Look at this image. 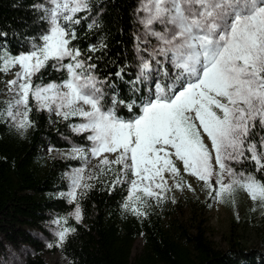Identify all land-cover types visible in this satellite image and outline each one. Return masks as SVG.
<instances>
[{
  "label": "snow or ice",
  "instance_id": "6c2138e0",
  "mask_svg": "<svg viewBox=\"0 0 264 264\" xmlns=\"http://www.w3.org/2000/svg\"><path fill=\"white\" fill-rule=\"evenodd\" d=\"M50 3L53 7L46 9L50 27L40 37L42 43H33L26 54L12 56L5 51L0 55V72L15 66L20 69L10 81L18 98L7 112L13 120L19 117L18 127L31 126L30 97L41 109L51 111L55 105L65 119L69 115L85 118L87 122L77 130L92 132L88 137L93 142L92 155L118 153L115 161L104 159L102 163L124 164L136 178L131 181L129 200L138 205L131 209L137 215H146L139 211L145 197L161 198L153 183L164 190L165 172L179 176L173 156L183 162L186 172L206 183L218 166L221 197L239 186L253 200L264 202V181L237 174L228 163L247 159L257 171L264 169V136L258 143L250 138L257 124L264 129V0H146L140 23L147 35L161 43L158 54L170 60L180 83L169 91L156 84L154 94L142 99L140 114L131 120L117 116L115 97L105 108L99 81L79 59V49L70 47L76 35L65 25L79 23L75 14L88 9L87 0ZM153 25H162V30L156 31ZM65 59L71 62L64 64ZM49 61L66 69L67 79L61 84L34 85L33 77ZM140 69L141 75L151 71L150 62L142 60ZM81 104L90 110L77 107ZM126 107L131 110L132 105ZM12 108L19 111L13 113ZM201 129L211 148L204 143ZM82 151L74 149L78 154ZM225 174L232 177L228 185L223 183ZM81 179L78 172L74 189ZM71 195L75 199V191ZM75 215L80 218L79 208ZM69 231L65 228L58 233L61 242Z\"/></svg>",
  "mask_w": 264,
  "mask_h": 264
},
{
  "label": "trees",
  "instance_id": "16d2710c",
  "mask_svg": "<svg viewBox=\"0 0 264 264\" xmlns=\"http://www.w3.org/2000/svg\"><path fill=\"white\" fill-rule=\"evenodd\" d=\"M140 2L90 0L88 9L74 17L79 23L65 25L76 35L70 47L79 49L86 69L115 95L116 114L124 120L139 115L141 101L147 97L146 86L135 87L140 69L138 52H146L137 22ZM44 3L0 0V55L5 51L12 56L26 54L33 43H42L40 37L48 30ZM67 77L66 69L49 61L32 83L61 84ZM126 105H132L131 110ZM29 107L31 126L21 129L6 119L9 106L0 101V252L6 244L28 247L32 252L25 254L21 264H47L40 254L43 243L39 234L48 236L46 224L57 218L64 229L71 230L62 247L69 264H264V250L249 249L235 226L228 248L222 250L208 238L205 221L196 226L195 233L180 224L175 236L166 229L163 215L147 205V197L139 205V211L146 215L134 213L131 209L138 205L129 200L126 185L118 182L120 166L107 169L91 182L79 202L82 222L76 221L71 216L74 204L59 194L68 191L67 174L81 166L84 157L50 159L42 150L47 145L60 150L72 144L87 148L89 135L72 132L71 128L82 121L78 116L53 125L31 97ZM241 164L247 175L264 181L254 162L244 160ZM126 204L131 207L125 208ZM262 224L257 229L264 246V219ZM141 238L143 250L133 257Z\"/></svg>",
  "mask_w": 264,
  "mask_h": 264
},
{
  "label": "rangeland",
  "instance_id": "374dc122",
  "mask_svg": "<svg viewBox=\"0 0 264 264\" xmlns=\"http://www.w3.org/2000/svg\"><path fill=\"white\" fill-rule=\"evenodd\" d=\"M88 4L90 0H87ZM146 0H141L138 12H137V22L139 28V35L145 43L146 47L143 49L146 52H138L140 65L142 60L148 61L151 64V71L145 72L141 75V69H139L137 76V89L140 86H146L147 97L154 94L156 84H159L166 91H169L171 86L178 87L179 81H176L177 70L172 66L169 59L165 56L158 54V49L161 47V43L153 36L147 35L145 27L140 20L145 16V12L141 10L143 4ZM50 0H45L42 6L45 12L46 19L48 22V29L50 27L48 16L49 13L46 9L52 8ZM84 11V10H83ZM81 12V11H80ZM79 13V12H78ZM77 14V13H76ZM75 14V15H76ZM63 22V21H62ZM162 25H153L156 31L162 30ZM157 54L153 56V53ZM81 60V58L79 57ZM64 61H69L65 59ZM63 61V62H64ZM159 61V63H157ZM161 66L167 67V71L164 72L160 68ZM86 68V67H85ZM87 70V69H86ZM20 71L18 66L13 67L6 75L0 74V101L2 103H7L8 106L12 104L18 97L13 91V87L10 85V81L16 79V73ZM167 73V75H165ZM98 80V79H97ZM99 81V80H98ZM46 86V85H45ZM98 87L103 90L104 95V106L109 107L110 98L115 97L113 93L107 91L104 85L99 81ZM66 91V89H64ZM146 97V98H147ZM116 99V98H115ZM77 107H83L84 110L88 111L90 108L86 105H77ZM47 112L53 125L64 120L63 115H58L55 105H53L52 110L43 109ZM13 113L19 111L18 108H12ZM65 111H67L65 109ZM78 116L82 119L81 122L74 125L71 130L75 134H87L92 135L91 131H78L80 125L86 123L85 118L79 115H69ZM6 119L10 123H16L17 120H13L12 117L6 116ZM122 119V118H121ZM198 124V121H197ZM201 134L204 139V143L211 148L210 141L208 140L205 133L201 129ZM260 136H264V129H260L259 125L253 129L250 136L251 139L259 142ZM91 141V140H90ZM93 142L91 141L90 146L87 148L79 147L72 144L69 149H55L50 145L43 148V154L50 159H75L79 156L84 157V162L81 166L76 167L68 172L67 180L69 181V189L65 193L59 194L66 198L68 201L74 204V210L71 216L78 222H82V213L80 207L81 195L90 186L91 182L96 179L99 175L104 173L107 169L120 166V173L118 182L126 185V191L128 196H132L131 192V181L136 179L132 173L131 169L126 167L124 164L110 163L109 165H104L102 161L108 159L110 162L117 159L118 153H105L101 156H93L91 149ZM82 149V154L74 152V149ZM246 155H248L246 153ZM175 166L179 169V176H174L170 172L164 173V181L166 187L164 190L156 189L155 183L152 184L154 191L160 193V199L156 197L148 198L147 205L149 207H154L160 214L163 215L166 229L169 230L173 235L178 233V225H186L192 232H196V226L202 221H205V226L207 227V236L214 243V245L222 250L228 248V238L231 234L233 226H235L237 233H240L243 237L245 245L249 249H262L264 250L263 244L260 242V234L258 233V226L262 227V220L264 219V202L259 200H253L249 194L239 186H236L232 194L225 193L223 197L219 195L220 177L219 168L216 167V174L213 175L211 181L206 183L199 180L197 177L190 175L184 170L183 162L172 157ZM246 161H250L247 160ZM127 163L130 164V161ZM229 166L237 173L243 172L241 162L229 161ZM264 174V169H260ZM80 173L82 179L79 187L73 188V178L77 173ZM223 183L228 185L232 182V177L225 174L223 176ZM147 181L143 184L147 185ZM211 184V189L209 187ZM179 185V187L177 186ZM75 191V199H73L71 193ZM138 195H142L138 193ZM80 209V218H76V209ZM46 228L49 231L48 236H43L39 234V239L43 243V251L40 253L47 264H69L67 256L63 253L62 247L69 236V232L66 234L64 241L59 240L58 233L64 230L63 225L60 220L55 218L46 224ZM144 241L139 239L133 251V257L138 256L143 250ZM3 252H0V264H21L25 259V254L32 252V249L28 247L16 248L11 245H4Z\"/></svg>",
  "mask_w": 264,
  "mask_h": 264
}]
</instances>
